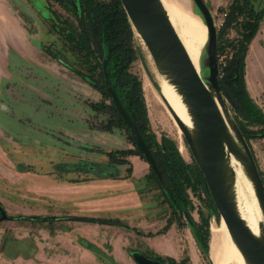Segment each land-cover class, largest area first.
I'll return each mask as SVG.
<instances>
[{
  "label": "rangeland",
  "instance_id": "1",
  "mask_svg": "<svg viewBox=\"0 0 264 264\" xmlns=\"http://www.w3.org/2000/svg\"><path fill=\"white\" fill-rule=\"evenodd\" d=\"M171 1L198 16L192 0ZM204 1L214 17L218 41L226 16V9H219L233 0ZM251 2L256 9L264 8V0ZM10 4L14 16L0 7V60L4 66L0 71V147L6 157L0 156V203L8 216L39 215L49 220H0V264H136L131 255L135 250L176 261L185 259L184 264H210L212 228L221 218L217 221L209 214L203 187L183 185L185 216L180 208L173 212L150 167L138 182L130 177L125 164L115 166L119 173L125 170L124 175H103L112 164L109 151L134 145L125 127L118 122L108 124L114 119L108 107L111 99L78 74L85 69L74 61L61 33L51 30L53 12L66 19L68 27L77 26L74 16L52 0H10ZM15 19L25 39L14 31ZM133 32V45L140 50L129 71L140 81L150 129L157 140L161 136L171 139L184 162L191 164L194 159L184 137L177 134L160 102L149 51ZM258 32L245 56L244 79L249 97L264 113V16ZM236 35L232 28L225 33L226 38ZM204 56L203 48L199 60L202 77L208 73L202 65ZM223 97L235 120L229 98ZM100 102L106 108L93 109ZM246 141L264 180V136ZM188 219L207 225V258ZM149 232L152 234L147 235ZM166 232L168 242L158 241L175 256L161 254L160 246L155 247L151 240Z\"/></svg>",
  "mask_w": 264,
  "mask_h": 264
},
{
  "label": "trees",
  "instance_id": "2",
  "mask_svg": "<svg viewBox=\"0 0 264 264\" xmlns=\"http://www.w3.org/2000/svg\"><path fill=\"white\" fill-rule=\"evenodd\" d=\"M52 1L71 13L77 22V26L68 27L66 19L61 20L57 11H52L54 19L51 22V30L61 33L72 51L74 61L85 69V71L79 70L78 74L85 81L100 89L106 97L110 98L106 91L104 80L103 65L104 63L106 64L111 84L114 86L123 106L135 121L142 138L149 146L155 159L162 176L161 181L158 180L151 169L150 172L157 181L158 186L165 192L173 212L180 208L181 212L185 216L187 215L184 208L186 201L182 189L183 185H192L193 187L199 185L205 189L208 195L209 214H213L216 220L219 221L220 217L213 205L204 177L194 160L191 164L184 162L176 144L171 139L161 136L160 140H157L156 135L150 129L140 81L129 71L131 62L140 49L133 45L134 32L121 1ZM224 9H226V16L218 33L217 41V69L220 91L222 95L226 94L229 98L231 106L236 113L235 121L245 139L261 137L264 136V113L249 97L245 86L244 74L245 56L251 40L258 32L260 21L264 16V8L256 9L251 0H233L227 8H220L219 10L223 11ZM231 28L235 30L237 35L234 38H226L225 33ZM45 48L47 49V47ZM225 53V59L221 60V56ZM53 54H56V52ZM64 61L67 60L65 59ZM92 106L95 110H102L107 105L100 102ZM108 107L114 114L113 121L108 124L112 125L114 122H118L125 127L129 137L132 139L129 129L116 112L112 101ZM238 117L241 119H237ZM249 126H257V128L254 129ZM131 154H137L143 159L135 145L131 149L109 151L107 156L112 163L125 164L128 166L127 171H131V164L126 159ZM21 218L39 221L49 220V218L40 217L39 215L9 216V219ZM188 220L194 229L198 245L207 258V225L202 227L196 225L190 219ZM98 221L120 224L117 220L111 219H98ZM170 225L171 221L167 223L164 229H168ZM136 232L141 234L139 230H136ZM157 233H160V231ZM151 234L150 232L147 233V235ZM147 255L161 261L162 264H184L185 262V259L176 261L173 257L162 256L154 252H150V255Z\"/></svg>",
  "mask_w": 264,
  "mask_h": 264
},
{
  "label": "water",
  "instance_id": "3",
  "mask_svg": "<svg viewBox=\"0 0 264 264\" xmlns=\"http://www.w3.org/2000/svg\"><path fill=\"white\" fill-rule=\"evenodd\" d=\"M134 31L145 44L157 70L181 97L190 117L189 127L170 104H166L191 155L200 169L213 203L224 221L230 238L245 264H264V234H254L238 209L235 173L230 166L233 155L242 165L250 181L264 222V182L251 149L237 122L229 114L220 91L217 69V28L214 17L204 0H192L198 16L206 26L207 42L202 65L207 75L202 77L191 62L161 0H120ZM105 88L132 141L150 165L151 171L162 179L149 146L142 138L132 116L120 101L110 75L103 65ZM0 220L7 219L0 205ZM137 264H162L140 251L131 252ZM210 264H213L209 258Z\"/></svg>",
  "mask_w": 264,
  "mask_h": 264
},
{
  "label": "bare ground",
  "instance_id": "4",
  "mask_svg": "<svg viewBox=\"0 0 264 264\" xmlns=\"http://www.w3.org/2000/svg\"><path fill=\"white\" fill-rule=\"evenodd\" d=\"M161 1L191 62L199 73V60L202 49L207 41V30L205 24L199 16L177 6L173 1ZM152 66V72L154 73V77L158 85L160 102L163 105L166 114L172 120L173 125L177 128V134H182L183 136V133L170 112L166 101L189 127L191 126L190 117L181 101V97L177 94L174 87L168 82L166 76L157 70L154 62L152 63ZM230 166L235 173V188L240 214L254 234L257 235L260 231L264 234V222L261 223V227L259 226L262 221V216L252 185L246 177L242 165L234 158L233 155L230 156ZM212 230L214 234L210 244L209 258L212 260L213 264H245L242 255L230 238L224 221L221 219L219 225L212 228Z\"/></svg>",
  "mask_w": 264,
  "mask_h": 264
},
{
  "label": "crops",
  "instance_id": "5",
  "mask_svg": "<svg viewBox=\"0 0 264 264\" xmlns=\"http://www.w3.org/2000/svg\"><path fill=\"white\" fill-rule=\"evenodd\" d=\"M0 7L4 8L9 16H14V9L12 8V5L10 4V0H0ZM15 21H17V24H15L13 26L14 28V31L17 33V36H21L22 39H25L26 36L24 35V31H23V28L21 27L20 23H18V20L15 19ZM3 29H4V26H3ZM9 31V30H8ZM259 33V32H258ZM257 33V34H258ZM257 36V35H256ZM17 38V37H16ZM20 40V39H19ZM11 47V45H9ZM3 61L0 60V71L3 70ZM2 134V131L0 129V136ZM0 156L5 157L3 151L1 150V147H0ZM127 159L133 164L132 165V170H131V175L130 177L133 178L136 182H138V180L142 179L148 172V167H149V164L144 160L142 159L139 155L137 154H131L127 157ZM123 165V164H122ZM116 164H111L109 165V169L107 170L108 172L103 174L106 178H117L118 176H122L124 175L125 173V170H123L122 172H118L117 169H116ZM125 166V165H123ZM119 173V174H118ZM108 175V177H107ZM149 222H146V225H148ZM150 237V236H149ZM151 238V237H150ZM160 238H163V240H167L168 242V239H169V232H166L164 234H159L156 238H151L152 242H153V245L155 247H158L160 246L161 244L159 243V239ZM148 240V239H146ZM157 240V241H156ZM156 241V242H155ZM148 245V243H146ZM158 245V246H157ZM149 246V245H148ZM160 250L158 251H161V254L163 255H172V256H175L171 253V250L167 247H164V246H160L159 247ZM156 250V251H157Z\"/></svg>",
  "mask_w": 264,
  "mask_h": 264
},
{
  "label": "flooded vegetation",
  "instance_id": "6",
  "mask_svg": "<svg viewBox=\"0 0 264 264\" xmlns=\"http://www.w3.org/2000/svg\"><path fill=\"white\" fill-rule=\"evenodd\" d=\"M128 128V127H127ZM128 157V156H127ZM127 157H126V159H127ZM128 160V159H127ZM129 161V160H128ZM112 164H115V163H112ZM127 166V165H126ZM97 167H99V166H97ZM128 167V166H127ZM149 167H150V165H149ZM161 181V180H160ZM0 205H1V203H0ZM2 206V205H1ZM5 212V211H4ZM1 211H0V217H1ZM7 215V214H6ZM7 219H9V216L7 215ZM143 253V252H142ZM145 254V253H144ZM145 255H147V254H145ZM148 256V255H147ZM148 257H150V256H148ZM150 258H153V257H150ZM153 259H155V258H153ZM161 262V261H160ZM137 264V263H136Z\"/></svg>",
  "mask_w": 264,
  "mask_h": 264
}]
</instances>
